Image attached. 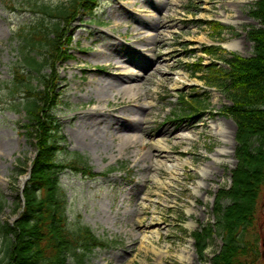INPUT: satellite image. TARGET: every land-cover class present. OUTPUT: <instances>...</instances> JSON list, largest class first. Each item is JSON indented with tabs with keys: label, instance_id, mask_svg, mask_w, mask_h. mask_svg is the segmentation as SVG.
Here are the masks:
<instances>
[{
	"label": "rangeland",
	"instance_id": "1",
	"mask_svg": "<svg viewBox=\"0 0 264 264\" xmlns=\"http://www.w3.org/2000/svg\"><path fill=\"white\" fill-rule=\"evenodd\" d=\"M10 1L16 8L0 1V218L11 223L18 214L19 185L36 146L21 127L25 112L13 110L6 94L9 67L19 57L11 32L26 28L35 13L25 0ZM37 1L54 5L67 0ZM254 4L255 0H99L93 16L79 14L66 24L64 39L70 40L72 57L54 64L55 76L63 80L57 81L58 89L64 90L57 115L66 152L59 158L78 152L92 172L120 169L94 178L68 169L59 173L70 223L88 225L96 236L114 240L108 247L95 248L87 257L89 264H209L220 249L221 237L213 231L201 258L191 232L213 225L215 194L231 184L236 124L219 112L228 103L223 92L208 86L200 78L203 73H193L189 65L219 60L204 52L208 45L251 55L254 45L246 34L260 26L249 13ZM218 21L227 28L217 35L210 22ZM224 42L234 48L224 47ZM219 54L226 53L221 49ZM118 62H125L131 72H153L137 81L144 83L147 93L142 91L138 102L133 99L136 87L123 98L109 93L108 105L99 106L95 81L103 76L112 81ZM157 66L165 72L155 70ZM15 67L21 70L18 63ZM182 93L190 103L194 97L204 102L196 117L176 113ZM138 103L144 110L134 114ZM93 106H104L107 114L99 134L81 139L78 118ZM225 118L234 123V131ZM212 121L222 123V135L210 130ZM165 129L171 132L167 143ZM122 133L136 140L128 142L126 150H119L126 144ZM232 134L230 166L232 155L214 153L219 148L229 150ZM160 151L167 157L149 158ZM259 208L263 217L262 204ZM259 252L264 263L263 245Z\"/></svg>",
	"mask_w": 264,
	"mask_h": 264
},
{
	"label": "trees",
	"instance_id": "2",
	"mask_svg": "<svg viewBox=\"0 0 264 264\" xmlns=\"http://www.w3.org/2000/svg\"><path fill=\"white\" fill-rule=\"evenodd\" d=\"M96 4L97 0H69L54 6L33 4L43 16L33 27L34 37L29 39L27 35V40L32 49L38 46L42 54L40 58L26 55L25 65L35 72L38 86L30 84L31 77L27 81L21 77L14 82L13 92L22 86L26 94L27 123L22 127L26 136L34 139L36 155L23 189L20 214L12 224L0 220L3 264H88L87 253L97 245L108 244L96 238L90 227H70L67 222L66 197L58 174L65 167L58 158L63 150L62 123L55 115L60 100L54 64L69 56L70 40L64 39L65 26L76 14H92ZM249 13L260 23L247 32L254 45L251 55L231 52L219 56L220 47L208 46L204 52L221 59L225 67L215 61L209 65L200 61L189 65L194 72L203 73L201 77L209 86L222 90L230 103L222 107L221 114L236 122V164L231 171V184L215 195L213 225L192 232L201 258L213 231L221 237L222 245L209 264H264L259 252V240L264 236L260 235L264 215L259 216L260 205L264 207V0H255ZM45 17L50 20L48 24ZM210 24L217 34L224 28L219 22ZM46 67L50 71L45 73ZM184 98L187 95H182L184 112L196 115L204 106L197 97H191L193 104Z\"/></svg>",
	"mask_w": 264,
	"mask_h": 264
},
{
	"label": "bare ground",
	"instance_id": "3",
	"mask_svg": "<svg viewBox=\"0 0 264 264\" xmlns=\"http://www.w3.org/2000/svg\"><path fill=\"white\" fill-rule=\"evenodd\" d=\"M224 47L227 48H231L233 46V44H229L228 42H224L223 43ZM99 53H101V50L98 51ZM100 62V61H98ZM120 63V62H118ZM121 64V65H120ZM119 65H115V72L113 73V80L109 81L106 77H100L97 78L95 81L96 89H97V100L96 102L98 103V105L100 106V103H103L104 106H107L109 103V97L107 96V94L109 93H114L113 95H122L120 96V98L124 97V94H126L128 91H134V87H136V91L134 93L133 99L135 100V102H138V100L141 98V92L144 91V94L147 93L146 87L144 88V83H142V81L137 82L138 80H142L144 78V80H146L147 78H149L150 76L153 75L152 73H149L148 75H144L142 72H131L128 65L125 62L120 63ZM101 69H97V71H95L96 74H99ZM155 70H157L158 72H165L164 68H160L159 66L155 67ZM144 71H148V69H144ZM147 73V72H146ZM144 75V76H143ZM168 77L163 78V81L167 80ZM143 80V81H144ZM93 81V80H92ZM91 81V82H92ZM158 81H160V79H158ZM133 84L131 83H134ZM137 82V83H136ZM138 90L140 92H138ZM87 97L89 99V97H91L89 94H87ZM99 106H93L85 111H83V113L81 114V116L78 118L79 122H78V127H80L81 131V139L85 138L87 135H89V138L92 139L94 135L99 134L100 129H99V124L103 123V119L106 116L105 114H107V112L105 110H103V107H99ZM144 110V106L141 104H135L134 107V111L133 113L135 114H139L141 112H143ZM134 116V115H133ZM135 118V117H133ZM223 119V118H222ZM227 122L231 123L233 131H234V123H232L230 120L226 119ZM210 130L214 132V134H218V135H222L224 128L222 127V123H219L218 121H212L210 123ZM183 127H185L186 125H182ZM148 133V131H147ZM146 133V134H147ZM125 135V133L121 134V138H123ZM171 132L165 129V143H167L169 141ZM125 141L126 144L125 145H121L119 147V150H126V147L128 145V142H131V144L135 143L136 140H133L132 138H130L129 136L125 135ZM231 144L232 146L229 148V150L225 151L224 148H219V150H217L214 155L217 156L221 153L224 152H228L230 155H232V163L230 166H233L234 163V157H233V146H234V140H233V134L231 136ZM153 146L155 144H152ZM163 151V150H162ZM160 151L159 154H149V158L153 159V158H159V156H165V158L167 157L165 154H163V152ZM163 154V155H162ZM144 238H146V236H144Z\"/></svg>",
	"mask_w": 264,
	"mask_h": 264
}]
</instances>
